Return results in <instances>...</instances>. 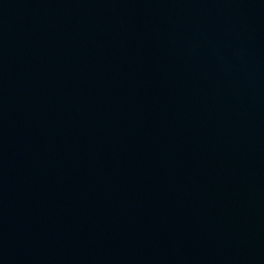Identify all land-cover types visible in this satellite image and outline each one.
<instances>
[{"label": "water", "instance_id": "obj_1", "mask_svg": "<svg viewBox=\"0 0 264 264\" xmlns=\"http://www.w3.org/2000/svg\"><path fill=\"white\" fill-rule=\"evenodd\" d=\"M0 264H264V0H0Z\"/></svg>", "mask_w": 264, "mask_h": 264}]
</instances>
